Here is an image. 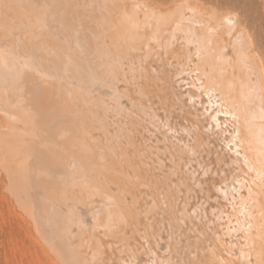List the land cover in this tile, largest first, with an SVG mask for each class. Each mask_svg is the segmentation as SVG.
Wrapping results in <instances>:
<instances>
[{
    "label": "bare ground",
    "instance_id": "obj_1",
    "mask_svg": "<svg viewBox=\"0 0 264 264\" xmlns=\"http://www.w3.org/2000/svg\"><path fill=\"white\" fill-rule=\"evenodd\" d=\"M151 1L0 0L8 190L34 224L40 264H251L252 255L264 264V200L247 202L255 210L244 211V227L254 220L257 236L244 235L239 262L212 228L235 191H254L243 180L250 170L224 164L242 161L240 148L264 158V60L236 14ZM174 73L191 82L188 99ZM204 99L208 112L196 114ZM39 136L63 145L40 146ZM236 231L221 234L232 244Z\"/></svg>",
    "mask_w": 264,
    "mask_h": 264
},
{
    "label": "rangeland",
    "instance_id": "obj_2",
    "mask_svg": "<svg viewBox=\"0 0 264 264\" xmlns=\"http://www.w3.org/2000/svg\"><path fill=\"white\" fill-rule=\"evenodd\" d=\"M152 1L154 3L155 0H152ZM199 1L200 2L202 1L205 5H207L206 7L210 6V8H214L212 10L216 9L215 11H218L220 15L223 14L222 16L229 15L230 12H232V13H230V15H232V16H235L234 14H236V16L238 17V20L240 21L242 26H244L245 29L249 32V34L252 36L253 42H254V47H255L256 51L261 55V57L264 60V0H199ZM159 2H160V4H158ZM172 2H174V0H165V2H164V0H157V1H155V4H157L158 6L161 5L162 6V7L160 6L161 8H164V7L170 8L173 5ZM170 4H171V6H170ZM163 5H164V7H163ZM166 5H168V6H166ZM174 62L175 61L173 60L170 63V65L172 63L173 64L171 66H168V70L170 68L172 70H174V68H175ZM172 76L174 77L173 78V80H174L173 81V86H174L175 90L178 89V88L180 89L181 87L182 88L180 90H182L184 88V90L181 91L183 93L185 92L184 95H182V97L185 96L184 100L188 99V96H186L187 91H185V90L186 89L189 90L190 88L191 89L193 88V87L190 86L191 82L190 81L187 82V81L183 80L182 78L180 79L179 75L177 76V75H175V73ZM34 80H36V79H34ZM174 82L176 83V85H174ZM183 82H185L186 84H183ZM26 88L27 87L23 88L22 96L27 95V94H31V89L27 88V90H24ZM53 88L54 87L51 86V87L48 88V90L49 91L51 90V92H53L54 91ZM174 88L173 89L170 88L172 92L171 91L170 92L167 91L169 93H167V95H165L166 99L168 98V102L167 103L169 105L171 104L169 107H171L175 103V99H174V96L172 94L173 91H175ZM193 90H194V88H193ZM169 95H172V97H170ZM54 99L55 98L52 97L51 100H49L51 102L48 101V103L49 104H54V103H52V102L55 101ZM173 99H174V101H173ZM171 100H172L173 103L171 102ZM202 102H204V103H201L200 104L201 106L197 105L198 109L201 108V107L203 108L206 105L205 104L206 103V99L202 100ZM187 104H189V103H187ZM36 106H38V104H36ZM31 107L29 106L27 108L30 109ZM39 107H41V106H39ZM207 107L210 108V106H208V105H207ZM174 108H176V107H174ZM202 108H201V110L199 112H196V114H198V113L200 114L201 111H202V113L203 112H208L207 110H205L206 108H204V110ZM198 109H197V111H198ZM211 109L213 110V108H211ZM173 110L176 111L175 109H173ZM160 111H159V113L163 112L162 110H160ZM201 115H199L198 119H200V118L203 119V117H201ZM220 115H222V114H219V116ZM203 116H204L206 121L200 119L199 120L200 124H199V126L198 125L197 126L200 127V131L204 132L205 135H206V133L209 132V130L207 129L208 120L206 119L205 115H203ZM174 120H175V117H174ZM176 121H177V119H176ZM182 121L185 122L186 119H184ZM179 122H181V121H178V123ZM4 123L0 120V132H2L3 129H6L9 126L8 123L6 124L7 126L4 125ZM181 123L183 125V122H181ZM202 124H203L204 127L200 126ZM2 125H3V127H2ZM205 125H207V126L205 127ZM234 126L235 125H233V127L231 129L228 128V130H227V132H229V134L231 136H232V133L234 131L232 129L233 128L235 129ZM201 128H203V129H201ZM206 129H207V132L204 131ZM229 130H231L232 132L229 131ZM33 131L34 130H32L31 132L33 133ZM29 132L30 131L28 130V137L33 138L32 136L34 135V137L37 138V136H35V134L38 133V132L33 133V134L31 133L32 134L31 136H29V134H30ZM88 132L91 133V135H93L94 133H95L94 135H96L98 131L97 132L96 131H93V132L92 131L91 132L88 131ZM55 134H56L55 137L60 139L61 135H59V134L57 135V133H55ZM205 135H203V136H205ZM40 137L41 136H39V138L37 139L38 141L36 140V143H39L40 146L43 145V144H44V146L45 145L46 146L50 145L49 147L51 149L56 144V142H54V141L51 144L49 143L51 141H46V142L44 141L43 142L42 138L40 139ZM53 143H55V144H53ZM61 144L60 145L58 144L59 147L63 145V144L62 145ZM56 145L54 147H57ZM239 151H242V153H240V155H241V157H243L242 161H244V162L241 161L240 157L239 158L236 157L237 159H235V158L233 159L232 158V160L227 158L228 162H226V164H224V167L225 168L226 167L227 168L228 167L229 168L230 167L234 168L232 171L238 170L239 167L242 168V171H243V168H245V170H250V174L251 175L246 174L245 171L243 172V174H244L243 175L244 176L243 180L246 183L245 187H248L250 190H252V191L254 190V191H253V193L249 192L244 187L241 189L242 193H241V191H235L234 194H233V197H232L233 199H236V200H234V201H236L235 204H233V205L228 204L227 205L228 202H226L225 204L223 203L224 204L223 205V211H224V214H223L224 215V219H223V221L228 218L226 220L228 224L225 223L226 221L225 222L222 221L221 225H219V223L217 225H219V226L223 225V227H221V228L218 227L217 228L216 224H214L216 226L212 227L214 229H218V231L215 230V232L218 233L217 235H220V236H222V238L226 239L227 245H235L234 248L238 249L237 253H236V250L233 249V252H235V256L234 257L237 258V260H235V261L240 260L239 257L245 253V250H243V249L247 248L246 245H245V243L247 242V238H245L244 235H248V236H251L253 238H255L257 236V234H256L257 233V229H256V227H253L255 225L254 224L255 223L254 220H253V222H251L250 224H247L244 227L245 224L243 222H244V219L246 217V215H244L245 212L248 211V210H250V211L255 210V208H252V209L250 208L249 209L248 206H246V205H249V204H247V202L252 203L255 200V196H256L257 200L259 201V203L264 200V192H256L257 188L261 189V190L264 189V158L257 159V157H255L251 153L250 148H240ZM230 152H232V151H230ZM3 154L4 153H3L2 146H0V158H1L0 164L2 162V159H5V155H3ZM157 155L158 154H156V156ZM262 157H264V154H263ZM159 158H161V156ZM151 160L155 161L156 157H153V159L151 158ZM256 160L260 161V162H256ZM165 162H166V164H168V160L165 159ZM232 165L233 166L235 165V166L233 167ZM242 165H243V167H242ZM2 167L3 166L0 165V264H40L41 260L38 259L37 253L35 252L36 249H35V245H34V243L32 241V238H31L32 236L29 235V233H28V231L32 230V231H30L32 233V235L35 234V231L33 229L34 224L30 223V221H31L30 218L24 215V213L21 211V209H20V207H19V205L17 203V200L15 199V197H13L11 195L10 191L8 190L9 187H10V184H11V182L9 181L10 177L7 174V172L4 170V168H2ZM251 167H253V168H251ZM258 170H260V172ZM228 171H231V169H229ZM245 175H247V176H245ZM216 176H214V177H216ZM246 177H248V178H246ZM261 177L263 178V180H261ZM253 182L256 183V184H254ZM182 189H184V188H182ZM182 192H183V194L185 193L184 190ZM199 196H200V198H203L202 193H200ZM248 197H249V199H248ZM240 198H242V199H240ZM244 199L247 200V201H245ZM224 206H225V209H224ZM227 208H229V209L227 210ZM233 208H235V209H233ZM235 213H237V215ZM21 215H24L25 218L28 219V224H29L28 229L26 227V222L24 221V218H23L24 216L22 217ZM230 215H233V216H230ZM232 218H234V219H232ZM250 220H252V219L249 218V221ZM259 220H260V218H259ZM229 221L230 222L233 221L232 224L229 223ZM31 224H32V226H31ZM229 224L234 226L235 229H237V231L235 232V238L238 241L235 239L236 242H234L232 244L227 241V239H228L227 236L221 234V233H223V230L226 231V229L230 228ZM237 224H238V226H237ZM241 224H242V228L240 230L239 225H241ZM237 234H238V236H237ZM241 239H242V241H240ZM211 242H213V243H211ZM216 243H217L216 238H211L210 241L208 243H206V244H209V246H210V244L212 245V244H216ZM217 248H220V245L219 246L217 245ZM239 250H243V253L242 252L240 253ZM221 253H222V251H221ZM237 254H239V255H237ZM222 255L226 256L228 254H226V252H224ZM250 257H249V261L252 262L251 264H256V262H257L256 257L253 256V255L250 256ZM34 260H35V262L32 263ZM226 260H228V259L226 258ZM239 264H240V262H239Z\"/></svg>",
    "mask_w": 264,
    "mask_h": 264
},
{
    "label": "snow or ice",
    "instance_id": "obj_3",
    "mask_svg": "<svg viewBox=\"0 0 264 264\" xmlns=\"http://www.w3.org/2000/svg\"><path fill=\"white\" fill-rule=\"evenodd\" d=\"M226 23H227L228 25H232V26L235 25L234 20H233L230 16L227 18ZM217 107H219V105H217ZM218 114H219V113H217V115H218ZM225 114H227V113H225ZM211 119L215 121V120H216V116H215V115L211 116Z\"/></svg>",
    "mask_w": 264,
    "mask_h": 264
}]
</instances>
